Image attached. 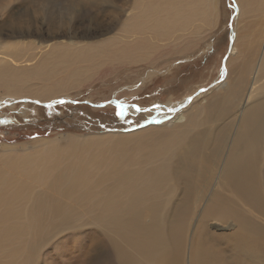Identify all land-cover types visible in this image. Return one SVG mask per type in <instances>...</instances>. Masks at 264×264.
I'll return each mask as SVG.
<instances>
[{"label": "rangeland", "instance_id": "rangeland-1", "mask_svg": "<svg viewBox=\"0 0 264 264\" xmlns=\"http://www.w3.org/2000/svg\"><path fill=\"white\" fill-rule=\"evenodd\" d=\"M136 1L10 0L9 8L0 12V102L19 101L12 107L0 108V167L6 166L9 157L28 155L36 161L39 157H49L50 154L37 150L43 142H51L54 149L68 151L80 136H86L83 139L104 136L108 139L105 145L109 146L118 133L134 135L148 125L167 123L174 115V111L158 114L155 107L168 108L181 103L176 104L179 107L175 110H184L195 104L192 101L200 94L222 82L240 18L235 0H205L206 13L200 18L203 24L200 31L190 30V37L177 42L170 40L153 55L148 52L128 59L119 51V40ZM212 5L215 10L210 14ZM241 17L249 24V39H242L243 56L229 66V72L230 77L242 76L239 89L243 95L241 101H245L264 52V6L260 3L253 9H245ZM184 43H191L190 52L184 50ZM16 62L28 66L16 68ZM20 85L29 90L19 93ZM45 88L49 91L42 93ZM23 99L45 103L68 99L94 105L69 102L43 107L20 102ZM110 101L147 111L139 113L114 104L96 107ZM236 107L235 104L234 110ZM235 116L232 113L230 119ZM130 143L126 154L139 156L150 154L159 144L156 139L145 137L134 138L126 144ZM96 150L105 152L106 148L103 145ZM79 153L66 152L57 158L72 161ZM115 160L112 158L97 172L91 170L97 175L89 186L94 201L64 195V200L58 202L81 214L73 220L75 224L60 227L59 231H49L45 224L33 219L38 217L32 216L35 208H29L32 201L28 199L44 192L41 184H33L23 193L12 192L0 197V264H77L79 245H89L91 237L101 234L102 227L90 224L89 215L97 210L95 203L103 198V191L111 188L112 179L107 174L115 178L122 172L143 175L153 167L142 162L144 166L135 170V167H119ZM15 173L12 171L10 175L14 177ZM174 180L176 187H170L176 190L164 200L166 212L172 215L184 189V185ZM208 186L207 195L212 183ZM144 197L151 201L145 194ZM201 197L199 207L205 203L204 194ZM249 203L242 202L241 208L264 227L262 208L254 211ZM185 213L192 223L190 231H198L202 242L219 251L221 259L217 264H264V259L261 261L256 254L239 256L222 237L224 232L213 227L215 222H232L229 218L211 217L199 224L198 220L205 221L200 211ZM102 243L98 253L95 248L91 250L90 259L98 254L108 259V255L114 257L106 240ZM184 251L185 257L186 253L188 256L186 243Z\"/></svg>", "mask_w": 264, "mask_h": 264}, {"label": "bare ground", "instance_id": "bare-ground-1", "mask_svg": "<svg viewBox=\"0 0 264 264\" xmlns=\"http://www.w3.org/2000/svg\"><path fill=\"white\" fill-rule=\"evenodd\" d=\"M204 1L137 0L133 14L121 30L119 51L123 57L133 59L148 52L153 55L170 40L177 42L190 37V30L197 32L203 28L200 18L206 13ZM235 1L240 18L224 77L194 99L195 104L184 110H175L179 107L176 104L181 103L168 108L155 107L158 114L174 111V115L169 122L148 125L134 135L118 133L109 146L105 145L108 139L104 136L86 139L80 136L68 151L43 142L37 150L50 154L49 157H39L37 161L28 155L9 157L6 166L0 167V197L23 193L33 184H41L44 192L28 199L32 201L29 208H35L32 216L38 217L33 219L45 224L49 231H59L60 227L75 224L81 215L58 203L64 200V195L94 201L89 186L97 175L91 170L97 172L112 158L119 167H135V170L144 166L142 162L153 165L143 175L122 172L115 178L107 174L112 179L111 188L103 191V198L95 203L97 210L89 215L90 224L102 227L101 234L91 237L89 245H79L77 264H217L221 259L219 251L202 242L198 231H190L192 223L185 213L189 210L200 211L205 221L198 220L199 224L211 217L229 218L232 222H215L213 227L224 232L222 237L239 256L256 254L263 261L264 227L246 214L241 203L250 202L251 209L262 208L264 213V52L245 101H241L243 95L239 89L242 76L230 77L229 66L243 56L242 39H249V24L241 16L245 9H253L260 3L264 6V0ZM9 3L10 0L1 2L0 12L7 10ZM214 10L212 5L210 14ZM183 46L188 52L192 49L191 43ZM17 63L16 68L28 66ZM27 90L23 85L18 88L19 93ZM232 113L236 116L230 119ZM144 137L156 139L159 144L147 155L126 154L131 147L127 142ZM103 145L105 152L96 150ZM76 151L80 153L72 161L57 158ZM121 152L123 155H119ZM217 161L221 164L217 165ZM12 171L16 172L14 177L10 175ZM175 178L184 189L172 215L166 212L164 200L175 192L176 188L170 187H176ZM211 183L207 195L205 190ZM203 194L205 203L199 207L197 203L202 201ZM104 240L114 257L108 255V259L98 254L90 259L91 250L95 248L98 253Z\"/></svg>", "mask_w": 264, "mask_h": 264}, {"label": "water", "instance_id": "water-1", "mask_svg": "<svg viewBox=\"0 0 264 264\" xmlns=\"http://www.w3.org/2000/svg\"><path fill=\"white\" fill-rule=\"evenodd\" d=\"M233 42V41H232ZM224 68H225V66H224ZM68 101V102H72V103H74V104H81V103H83V104H91V105H94V104H92V103H90V102H87V101H84V102H81V103H79V102H75V101H72V100H68V99H60V100H57V101H54V102H38V101H33V100H28V99H23V100H20V102H33L34 104H37V105H39V106H43V107H55V106H57V105H59L60 103H59V101ZM17 102H19V101H15V102H0V103H2V105L0 104V108H2L3 106H9V107H12V106H14L15 105V103H17ZM65 104V103H64ZM108 104H114L115 106H117V107H119V108H124V107H129V108H131L133 111H137L134 107H131V106H129V105H122V104H120V103H117V102H115V101H110V102H106V103H103V104H100V105H96V107H99V108H103V107H106ZM143 111H147V110H143ZM143 111H137V112H143ZM162 113V112H161ZM164 114V113H163Z\"/></svg>", "mask_w": 264, "mask_h": 264}, {"label": "snow or ice", "instance_id": "snow-or-ice-1", "mask_svg": "<svg viewBox=\"0 0 264 264\" xmlns=\"http://www.w3.org/2000/svg\"><path fill=\"white\" fill-rule=\"evenodd\" d=\"M60 104L69 103L68 101H59ZM137 111H143V109H137Z\"/></svg>", "mask_w": 264, "mask_h": 264}, {"label": "trees", "instance_id": "trees-1", "mask_svg": "<svg viewBox=\"0 0 264 264\" xmlns=\"http://www.w3.org/2000/svg\"><path fill=\"white\" fill-rule=\"evenodd\" d=\"M83 124H87L86 122H82Z\"/></svg>", "mask_w": 264, "mask_h": 264}]
</instances>
